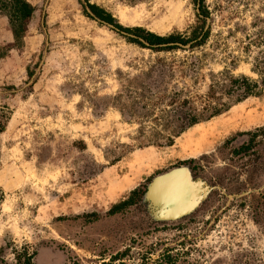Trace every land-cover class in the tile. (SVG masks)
<instances>
[{"label": "rangeland", "instance_id": "374dc122", "mask_svg": "<svg viewBox=\"0 0 264 264\" xmlns=\"http://www.w3.org/2000/svg\"><path fill=\"white\" fill-rule=\"evenodd\" d=\"M27 1L19 46L0 13V264H264V88L231 81L264 80V0H201L205 40L163 51L115 24L188 36L198 0Z\"/></svg>", "mask_w": 264, "mask_h": 264}, {"label": "trees", "instance_id": "16d2710c", "mask_svg": "<svg viewBox=\"0 0 264 264\" xmlns=\"http://www.w3.org/2000/svg\"><path fill=\"white\" fill-rule=\"evenodd\" d=\"M197 2L199 4V12L197 15L200 23L192 29L191 33L188 36H184L179 33H172L162 36L148 32L141 27H123L119 24H115V26L120 31L128 34V40H130L131 42L136 43L140 47H147L155 51L171 50L174 49L177 44L185 45L187 43H191L192 45H198L205 40L207 34L206 31H204V16H206L207 12L202 7L201 0H198ZM89 8L91 9V12L94 14L95 17L108 23L113 22L111 15L99 6L89 5ZM34 12L35 7L27 0H0V13L5 15V17L7 18L8 26L13 41L12 45L8 46L7 48L16 47L20 45L22 39L24 38L27 32L28 23L33 17ZM130 35H132V37H130ZM4 55L5 51H3L2 53L0 52V59L4 57ZM231 81L233 83L238 84V86L236 87L237 89H241L242 96L238 100L244 99L250 95H256L260 92L261 89L264 88V80L262 81L261 85H258L256 81H253L246 76L232 78ZM227 109L228 105H210L199 113H188V115H185L184 117V127H181L179 129L177 135L201 121L208 120L214 116L219 115ZM206 111L207 114H205ZM259 133L264 136V129H257L255 133H245L249 135L250 138L248 140V143H244L241 145L239 151L241 152L250 148L253 139L258 136ZM169 140V143L171 144L172 139ZM127 204H129V199L113 205L112 208L109 210V213H115Z\"/></svg>", "mask_w": 264, "mask_h": 264}, {"label": "flooded vegetation", "instance_id": "af4514ba", "mask_svg": "<svg viewBox=\"0 0 264 264\" xmlns=\"http://www.w3.org/2000/svg\"><path fill=\"white\" fill-rule=\"evenodd\" d=\"M175 181V182H177V184H178V186H179V191H177L176 192V195L175 196H180V194L181 193H183L182 191H183V189H185L186 188V184H185V179L184 178H182V177H180V178H173L172 180H170V181ZM183 206H186V201H183V204L182 205H180V207H183Z\"/></svg>", "mask_w": 264, "mask_h": 264}, {"label": "water", "instance_id": "95a60500", "mask_svg": "<svg viewBox=\"0 0 264 264\" xmlns=\"http://www.w3.org/2000/svg\"><path fill=\"white\" fill-rule=\"evenodd\" d=\"M172 180V179H171ZM163 188L165 190H167L169 193H176L177 191H179V186L177 184V182L173 181H169L167 182Z\"/></svg>", "mask_w": 264, "mask_h": 264}]
</instances>
